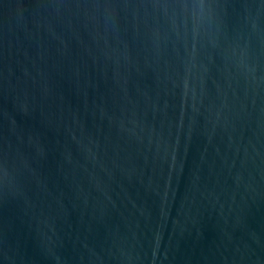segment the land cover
I'll list each match as a JSON object with an SVG mask.
<instances>
[{
  "label": "water",
  "instance_id": "95a60500",
  "mask_svg": "<svg viewBox=\"0 0 264 264\" xmlns=\"http://www.w3.org/2000/svg\"><path fill=\"white\" fill-rule=\"evenodd\" d=\"M0 264H264V0H0Z\"/></svg>",
  "mask_w": 264,
  "mask_h": 264
}]
</instances>
